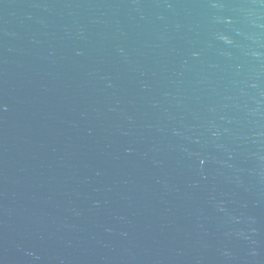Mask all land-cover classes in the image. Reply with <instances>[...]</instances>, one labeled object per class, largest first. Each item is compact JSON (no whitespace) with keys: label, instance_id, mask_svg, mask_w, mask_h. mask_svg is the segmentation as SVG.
Here are the masks:
<instances>
[{"label":"water","instance_id":"1","mask_svg":"<svg viewBox=\"0 0 264 264\" xmlns=\"http://www.w3.org/2000/svg\"><path fill=\"white\" fill-rule=\"evenodd\" d=\"M0 264H264V0H0Z\"/></svg>","mask_w":264,"mask_h":264}]
</instances>
